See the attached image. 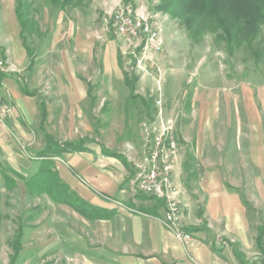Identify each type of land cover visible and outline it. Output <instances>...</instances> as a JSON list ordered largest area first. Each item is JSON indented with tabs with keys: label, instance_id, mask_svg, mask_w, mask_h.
<instances>
[{
	"label": "rangeland",
	"instance_id": "1",
	"mask_svg": "<svg viewBox=\"0 0 264 264\" xmlns=\"http://www.w3.org/2000/svg\"><path fill=\"white\" fill-rule=\"evenodd\" d=\"M15 1L16 7L17 1L21 2L35 31L21 38L31 57L27 55L23 67L8 60L13 70L9 74H16L19 84L20 77L28 86L39 88L41 92L34 100L47 103L45 127L57 141H85L97 150L104 146L122 153L132 166L134 185L145 164L149 134L160 120L156 102L161 101V119L174 123L179 142L175 165L180 166L185 197L182 188L176 187L187 208L188 199L201 204L195 182L205 169L194 156V146L187 148L183 139L187 135L197 137L204 130L211 142L204 163L224 161L226 168L236 162L240 167L223 174L239 186L237 192L259 238L264 231V63H257L244 51L229 55L212 34L193 43L177 21L155 14L159 0H93L87 7L69 10L53 8L44 0ZM118 5L144 8L161 28L164 49L147 74L136 72L137 50L110 24L109 16ZM6 14L0 6L3 33ZM126 76L138 80L134 97L126 86ZM0 93V124L7 128L10 138L5 142L18 145L15 155L19 154L16 157L20 160L16 163L6 154L1 157L6 148L0 147V264L12 263L17 245L21 250L14 264H143L129 253L104 249L107 244L95 232L100 223H92L48 196L30 197L21 180L16 179L13 189L5 185L1 170L12 165L26 176L34 173L37 164L31 157L37 156L45 138L40 115L31 117L13 105L1 89ZM210 99L216 100L217 106L208 103ZM218 114L226 121H210ZM202 116L206 117L203 122ZM237 131L242 136L238 137ZM184 153L187 162L180 156ZM251 166L253 171L248 169ZM134 189L143 198L136 185ZM202 210L203 204L198 208ZM262 235L260 245L257 239L249 247L237 245L241 257L233 250L237 258L233 264H264Z\"/></svg>",
	"mask_w": 264,
	"mask_h": 264
},
{
	"label": "crops",
	"instance_id": "2",
	"mask_svg": "<svg viewBox=\"0 0 264 264\" xmlns=\"http://www.w3.org/2000/svg\"><path fill=\"white\" fill-rule=\"evenodd\" d=\"M0 6L7 12L6 33L0 30V50L6 59L23 67L26 63L27 52L21 42V27L16 14V1L0 0ZM3 75L0 79V89L3 95H6L13 105L23 108V111L31 117L40 115V128L44 133L45 144L38 150L36 154L38 155L45 149L48 136L57 140L55 135L49 133L45 127L49 118L47 103L43 99L40 104L34 100V97L41 92L37 86H28L20 77L19 84L16 74ZM209 101L217 106L216 100L210 99L208 103ZM1 104L5 106V103ZM203 117L205 116H202V122L206 118ZM236 118L238 119V116ZM217 120L226 121V118L219 114L210 118L212 122ZM199 121L201 122L200 117ZM5 129L7 128L0 124V147L6 148L4 149L6 153H2L1 157L6 154L18 163L20 160L16 156L19 154L15 155V149L19 147L14 142L10 145L5 142L10 140ZM236 134L238 137L242 136V132L237 131ZM22 136L25 137V135ZM183 140L187 148L194 146V156L205 169L200 179L195 182L197 186L195 192L201 199L198 201L203 204V210L198 211L201 204L188 199L184 225L185 230L192 234L193 241L187 245L181 244L176 236L164 227L162 223L163 204H158L156 199L146 195L141 194L143 195L141 198L135 194L134 185L136 184L133 185L132 181V166L122 153L104 146H99L97 150L85 141L73 142L84 143L86 150L64 153L61 163H56L60 177L80 199L102 209L117 210V214L110 219L91 221L100 223L95 232L99 237L102 236L103 244H107L104 249L129 253L128 255L134 259H142L143 264H233L237 259L233 253L237 245L249 247L254 242L253 240L257 239L258 233L254 235L247 210L237 192L239 186L228 181L223 174L225 171L240 170V167H236V162H230L226 168L224 161L220 164L204 163L207 149L211 147V142L208 141L204 130L197 137L187 135ZM180 156L183 161L187 162L188 155L187 159L185 153ZM31 159L37 164L36 170L38 156L31 157ZM258 164V162L255 164L256 168ZM11 169L17 170L13 165ZM248 169L253 171L254 168ZM179 170L180 166L176 164L173 182L177 187L182 188L185 197L186 188L179 180ZM191 171L196 170L193 168ZM117 205L124 206L131 213L123 211ZM219 238L222 239V245L218 244Z\"/></svg>",
	"mask_w": 264,
	"mask_h": 264
},
{
	"label": "trees",
	"instance_id": "3",
	"mask_svg": "<svg viewBox=\"0 0 264 264\" xmlns=\"http://www.w3.org/2000/svg\"><path fill=\"white\" fill-rule=\"evenodd\" d=\"M92 1L44 0L47 5L61 10L84 8ZM16 14L21 27L20 36L24 40L25 35L33 34L35 28L20 1H17ZM155 14L167 15L171 20L177 21L186 29L193 43H198L206 35L212 34L215 35L217 44H224V49L229 55L244 51L257 63H264V0H159ZM26 51L31 57L32 52L28 49ZM2 76L4 75L0 74V79ZM125 81L131 97H134L138 80H130L126 76ZM46 141L45 149L37 155V169L30 176L11 168L1 170L5 185L13 189L17 186L16 179L21 180L30 197L48 196L54 202L69 206L89 220H107L115 216L117 210L102 209L80 199L62 180L57 170L56 159H62L64 153L85 151L84 143H62L51 136H48ZM262 233L257 238L259 245L263 238ZM20 250L18 245L14 248L15 258ZM235 253L241 257L237 250ZM15 258L11 264H14Z\"/></svg>",
	"mask_w": 264,
	"mask_h": 264
},
{
	"label": "built area",
	"instance_id": "4",
	"mask_svg": "<svg viewBox=\"0 0 264 264\" xmlns=\"http://www.w3.org/2000/svg\"><path fill=\"white\" fill-rule=\"evenodd\" d=\"M110 24L119 37L132 42L138 57L135 63L139 75L147 74L150 65L163 52L164 43L161 28L144 8L118 5L110 14ZM160 71V69L158 68ZM0 50V74L12 72ZM159 122L150 132L146 144L145 164L136 178V188L140 194L154 197L164 205V227L172 232L183 245L193 241L192 234L185 230L184 219L187 205L173 182L174 165L178 157L179 142L175 135L174 123L162 121V102L157 101Z\"/></svg>",
	"mask_w": 264,
	"mask_h": 264
}]
</instances>
